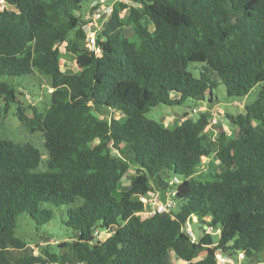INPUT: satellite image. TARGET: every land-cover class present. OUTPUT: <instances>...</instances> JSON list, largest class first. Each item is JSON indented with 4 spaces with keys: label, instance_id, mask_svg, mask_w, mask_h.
I'll return each instance as SVG.
<instances>
[{
    "label": "trees",
    "instance_id": "16d2710c",
    "mask_svg": "<svg viewBox=\"0 0 264 264\" xmlns=\"http://www.w3.org/2000/svg\"><path fill=\"white\" fill-rule=\"evenodd\" d=\"M4 1V110L19 102L5 76L47 75L53 91L45 112L33 107L30 117L18 109L26 128L44 136L45 171H36L39 149L0 135V264H176L170 252L196 264L201 249L207 255L197 264H219V253L246 261L264 254V0L119 1L105 16L98 54L76 14L85 0ZM62 47L79 72L64 70ZM221 84L231 98L261 86L244 114L226 115L234 137L220 129L213 138L205 113L173 128L146 116L160 105L214 103ZM111 111L120 117H105ZM213 156L217 164L205 172L200 163ZM130 161L136 170L117 197ZM165 178L181 179L175 210L140 220V198L157 194L152 181ZM78 200L66 221L75 238L59 245L63 252H28L19 216L43 225L54 216L43 203ZM193 217L204 225L197 237L186 230Z\"/></svg>",
    "mask_w": 264,
    "mask_h": 264
},
{
    "label": "rangeland",
    "instance_id": "374dc122",
    "mask_svg": "<svg viewBox=\"0 0 264 264\" xmlns=\"http://www.w3.org/2000/svg\"><path fill=\"white\" fill-rule=\"evenodd\" d=\"M119 1L130 3V0H85L82 3L81 8L76 11V14L78 16H83L85 21L86 18L89 16L92 17L94 15L95 8H93V6L95 3H98L97 8L101 9L102 13L104 14L98 23L99 25H102V27H105L107 22V18H105V16H108L111 13L115 3ZM156 33L157 32H155V34ZM125 34L128 37H131L133 30L126 28ZM62 51V64L64 65V70H66L67 73L79 72L76 57L66 53L64 47H62ZM3 80L14 86L18 92L19 102L12 103L8 111H5L4 102L0 99V120L2 121V127L0 131L1 138L4 140H10L20 145L29 144L39 149L44 156L36 171H45L47 169L48 159L44 136L41 132H31L28 128H26V126L18 117V109L20 106H23L26 109V114L30 117L33 116V107L37 108L39 112H45L52 103V78L40 73H34L32 75L22 77L5 76L3 77ZM260 90L261 86H257L247 97L231 98L227 95L225 85L221 84L217 87V89L214 90V103L203 101L200 104L188 103L181 106L160 105L152 108L146 116L150 119L160 122L164 127L173 128L181 124L187 118L192 117L197 119L201 114L205 113L211 120L208 132L213 136V138H217L220 129L229 132L231 136L234 137L237 130L229 122L226 115L244 114L246 111L245 107L257 100ZM107 114L108 115H105V117H110V115L120 117L121 115L119 113H114L113 111ZM214 120H216L217 123L213 122ZM122 146L123 144L119 147V149H121ZM131 164L130 170L125 176L120 190L115 193L117 197H119L120 192L129 188L130 178L136 170V166L132 162ZM216 164L217 159L215 156L211 158L204 157L200 163L202 166L201 169H204L205 172L208 169H212V165ZM179 180L181 182V179ZM174 181L175 179L173 178H165L164 180L154 179L152 181V185L155 187L158 193L164 195L170 191V187L175 189L176 186L173 185ZM80 203V200L76 202V205L70 206H54L49 203H43L41 206L42 208L51 209L54 213L51 222L43 225H38L29 214H21L18 218L17 235L28 243V252L35 255H44L47 250L50 252H63V249H60L59 245L67 241H72L75 238V232L66 224L68 219V210L79 205ZM139 217L141 218L140 220L144 219L143 215H139ZM140 225L141 223L136 224L135 228H139ZM124 227L125 226H123V228ZM203 227V224L194 222L193 220L189 225V230L191 232L194 231V237H197V235L202 233ZM207 230L208 232H212L216 239L218 238V232L212 231V229L209 228H207ZM108 236V233H102L103 238H107ZM206 255L207 250H199L194 255V262L197 264L200 260L204 259ZM225 256L226 260L231 264H264V254L249 261H246V258L242 253L237 255L225 254ZM168 260L175 262L176 264H185L182 261H178L175 258L173 252L169 253Z\"/></svg>",
    "mask_w": 264,
    "mask_h": 264
},
{
    "label": "built area",
    "instance_id": "2783aa9c",
    "mask_svg": "<svg viewBox=\"0 0 264 264\" xmlns=\"http://www.w3.org/2000/svg\"><path fill=\"white\" fill-rule=\"evenodd\" d=\"M1 4L4 6L5 1L1 0ZM98 3H95L93 8H95V13L92 17L86 18L84 21L83 29L85 30L86 36H87V47L98 54L100 52V48L98 45V35L102 32L104 27L102 25H99V21L103 17L102 10L97 8ZM213 122H216L214 120ZM181 182L179 179H175L173 185H179ZM177 194V190L170 189L169 192L165 193L164 195H161L157 192V194L147 195L141 197V201L145 204V209L143 212H141L139 215H143L145 217L153 216L157 213H171L173 210H175L177 203L175 202V197ZM194 222H198L197 217H193ZM191 222H189L186 226V230L191 233L189 230V225ZM217 258L219 261V264H227L229 263L226 260L225 254L219 253L217 254Z\"/></svg>",
    "mask_w": 264,
    "mask_h": 264
}]
</instances>
